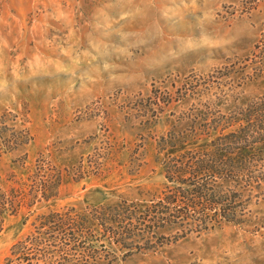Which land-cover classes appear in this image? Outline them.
Here are the masks:
<instances>
[{
    "label": "rangeland",
    "instance_id": "1",
    "mask_svg": "<svg viewBox=\"0 0 264 264\" xmlns=\"http://www.w3.org/2000/svg\"><path fill=\"white\" fill-rule=\"evenodd\" d=\"M260 99L264 0H0V193L51 188L5 215L0 264L50 210L82 227L53 264H264V109L255 159L221 185L237 222L144 216L174 189L165 164Z\"/></svg>",
    "mask_w": 264,
    "mask_h": 264
},
{
    "label": "trees",
    "instance_id": "2",
    "mask_svg": "<svg viewBox=\"0 0 264 264\" xmlns=\"http://www.w3.org/2000/svg\"><path fill=\"white\" fill-rule=\"evenodd\" d=\"M262 101L260 99L259 102L255 101V104H248V111L245 109V116L241 119L244 124L236 131L215 137L210 141L208 150L202 153H187L179 156V159L174 157L166 163L165 176L174 189L162 192V195L153 200L161 210L147 209L144 216L151 217L149 219L152 223L158 222L157 227L188 221L197 231L206 230L221 220L237 222L234 195L223 199L220 195L221 185L235 181L240 171H245L244 166L255 159L254 151L247 145H251L248 140L250 137L257 138L261 135L262 130H258V122L263 119L260 115L264 109ZM252 111L259 113L255 114L253 121L249 117L252 116ZM223 128L225 126L222 125L221 129ZM210 129L216 131L217 125L210 126ZM14 182L19 183V186H13L0 193V232L6 214L18 212L24 204L30 209L35 201L41 198L46 200L51 195V188L41 182L40 188H30L28 194H31V198L24 201L26 195L22 189L24 184L21 178ZM37 191L40 198H37ZM125 208L126 216L123 215L115 221L128 222L133 229V222H136L133 216L135 211ZM172 208H176L177 214ZM69 211L50 210L46 214L38 215L32 223V230L23 240L13 244L3 264H53L50 261L60 252L65 253L68 245H74L72 243L76 241V234L82 230V227L70 223ZM153 226L151 224V229Z\"/></svg>",
    "mask_w": 264,
    "mask_h": 264
}]
</instances>
